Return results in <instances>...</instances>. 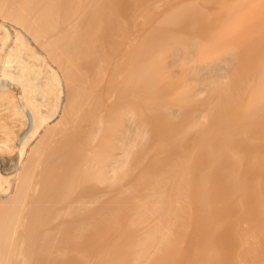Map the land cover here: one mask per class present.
<instances>
[{
  "label": "bare ground",
  "instance_id": "bare-ground-1",
  "mask_svg": "<svg viewBox=\"0 0 264 264\" xmlns=\"http://www.w3.org/2000/svg\"><path fill=\"white\" fill-rule=\"evenodd\" d=\"M122 4L125 0H0V90L7 88L15 98L9 101L0 92V120L9 116L11 124L3 136L7 141H0V175H7L9 193L16 179L37 189L0 205V215L6 214L0 218V264H77V257L94 254L95 239L118 244L106 233L124 222L128 208L130 230H136L125 251L130 264H158L172 243L177 204L170 207L167 189L174 167L168 163L166 172L153 175L155 159L145 163L146 89L166 73L168 85L180 76L182 88L173 93L169 115L185 110L186 129L201 130L202 120L220 112L232 96L234 51L207 52L194 42L162 45L145 56L143 36L128 31L124 9L117 7ZM13 61L18 65L10 69ZM253 92L248 115H263L264 71ZM3 130L0 125V137ZM12 147L19 168L14 164L7 173L3 163ZM207 149L208 158L212 148ZM179 168L184 176L177 186L188 199L190 172ZM147 178L149 197L143 198ZM100 259L119 260L109 252ZM258 263L264 264V256Z\"/></svg>",
  "mask_w": 264,
  "mask_h": 264
},
{
  "label": "rangeland",
  "instance_id": "rangeland-1",
  "mask_svg": "<svg viewBox=\"0 0 264 264\" xmlns=\"http://www.w3.org/2000/svg\"><path fill=\"white\" fill-rule=\"evenodd\" d=\"M125 3L117 7L124 9L122 16L126 17L128 31L136 30L143 36L145 56L158 52L162 45L163 49L177 43L189 47L197 42L199 49L206 48L207 52L221 54L233 50L236 62V72L228 82L232 96L220 112L202 120L201 130L186 129L185 110H180L174 118L169 115L172 98L182 88L180 76L168 85L166 71L169 70H166L159 83L146 89L143 157L145 163L155 159L149 168L153 175L159 170L166 172L168 163H172L173 181L167 189V198L171 208L174 202L177 204L172 243L159 257L158 264H259L264 256V113L250 116L246 105L254 96L256 82L264 71V0H125ZM166 29L171 31L165 33ZM10 64V69L18 65L17 62ZM164 84L171 88L169 92L163 89ZM4 94L14 102L12 93ZM206 94L201 93V96ZM4 120H0L4 129L1 142L11 126L8 119L9 123ZM51 122L50 125L55 123L54 119ZM184 141H188V145L184 146ZM31 144L32 147L35 142ZM207 147L212 148L208 158ZM12 151L4 154L7 160L3 164L9 168L18 164V170V156L13 147ZM180 166L190 172L188 199L177 186L184 176L179 173ZM14 168L6 172L11 173ZM7 180V175L0 177L4 182L0 185V205L8 203L21 191L37 192L33 183L22 186L16 179L13 192L9 193ZM147 188L148 178L143 198L149 197ZM132 212L133 209L128 208L124 222L108 228L106 234L119 239L117 245L113 240L105 243L106 238L95 239L94 254L81 255L76 263L108 264L112 259L103 263L100 258L109 252L118 257L117 264H130V255L128 259L125 251L130 252L136 235L128 221ZM2 216L6 218L4 212L1 219ZM153 226L151 223L148 229ZM103 248L106 252L101 251Z\"/></svg>",
  "mask_w": 264,
  "mask_h": 264
}]
</instances>
